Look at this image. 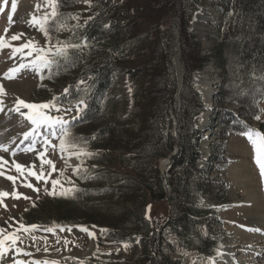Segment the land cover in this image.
Wrapping results in <instances>:
<instances>
[{"label":"rangeland","instance_id":"rangeland-1","mask_svg":"<svg viewBox=\"0 0 264 264\" xmlns=\"http://www.w3.org/2000/svg\"><path fill=\"white\" fill-rule=\"evenodd\" d=\"M12 2L13 0H0V37H3L8 45L0 48V146L7 149L0 150V173H3L0 175V192L8 193L7 196L0 197V229L4 230V235L14 234L18 239L15 244H12L11 240L5 241L0 264H12V261L15 264H31L36 256L43 258L44 264H85L86 261L101 259L134 262L139 254L138 245L130 242L102 241L104 229L94 224H86L91 221L88 218L90 209L81 202L83 193L90 194L92 207L100 206L96 201L100 200L99 187L103 182L107 185L103 181L105 174L107 171L120 169L116 163L122 152L119 140L115 143L118 148L113 149V144L108 142V128L104 124L100 129L106 136L105 139L100 141L95 137L97 130L80 121L86 108L85 102L81 103L82 100H79L71 103L65 93V89L69 91L70 82L73 80V76L71 79L67 78L70 72L66 64L61 68L62 71L53 72L55 68L58 69L56 64L62 63L63 57H53L51 52L65 45L72 35L71 30L82 25L90 16L87 2L78 3L69 12L65 22L59 23L55 18L57 15L52 17L47 25V37L39 31L38 26L27 25L25 21L29 11H37V4L41 5L39 11H42L47 5L46 0H35L34 4L32 0H16L15 12L12 11ZM232 3L233 0H227L226 4L220 0L208 1L191 19V28L196 34V39L200 41L199 54L206 55L209 59L208 63L195 73L194 84L201 94L203 109L194 117L193 125L199 129L196 142L201 155V172L198 173V178L207 187V192L202 197V205L213 211L197 228L200 233L216 241L218 251L211 257L202 256L197 251L180 247L177 238L167 232L166 239L173 246L170 256L180 259L182 264H264V218L254 219L250 226H244L241 220L229 222L231 215L243 213L244 207L247 208L251 204L244 186L247 181L256 189L264 206V176L255 163L251 143L241 134L246 131L244 125L264 134V97L254 104L250 97H243L242 103L237 104L235 101L238 98L233 91L232 78L230 74L225 76L213 53L229 26L228 7ZM48 10L50 14L51 8ZM16 12H20L18 16H12V13ZM9 15L12 17L11 22ZM167 24L172 26L174 34L178 36V19L171 15ZM21 33L23 35L19 39L11 40L12 35ZM176 40L177 37L170 49V76L175 80L176 86L180 87L184 68ZM29 41L34 46L51 49L49 57L57 63L37 71L32 64L36 57L35 51L28 55L30 49L26 48L23 55H13L14 48ZM21 64L25 66L20 67ZM11 68L17 71L9 73L12 78H5V73ZM88 82L89 77L84 76L75 79L73 84L85 87ZM207 84L212 87L209 93L204 92ZM137 91L138 85L133 83L127 74L118 75L102 98V102H107L104 111H112L115 120L125 117L127 113H135ZM17 99L36 105L54 102L55 108L43 111L68 121L66 126L71 134L69 140L78 147L60 151L59 125L56 127L55 136L50 135L51 129L41 128L38 130L39 134L29 135L31 140L34 138L31 142L24 141V133L31 132L33 125L22 115L29 110L18 105ZM177 99L175 106L178 107L180 96ZM16 108L20 110L16 111ZM132 126L136 127V121L132 122ZM178 126V118L175 116L171 135L178 131ZM113 133L116 139H120L121 132L117 124ZM45 137L50 141L49 145L44 144ZM29 148L32 150L29 151ZM81 150L91 155H80L78 158L73 155ZM175 150L173 148L171 155ZM40 153L44 155L41 157ZM94 159L102 160V164L95 163ZM42 160H51L55 171L49 164H42ZM168 163L169 158L164 157L157 161V166L161 172H165ZM15 164H20L22 169L17 170ZM29 172H35L36 175L43 173V176L37 180L36 176L28 175ZM52 180L58 181L55 187L51 183ZM28 184L32 187H28ZM164 188L169 192L167 186L164 185ZM13 192L18 198H13ZM53 192L55 194H49ZM53 199L59 201L51 204ZM154 208L160 217L166 213L168 204L165 201L158 202L154 204ZM55 214L62 219H73L77 223H58ZM47 217L51 225L43 226ZM33 225L36 227L32 228ZM75 227L93 231V240L89 241L87 238L89 233ZM48 228H53V231H48ZM87 247L93 248L94 252L88 256L80 255ZM226 254L230 257L228 261L224 257ZM25 256L26 258H23Z\"/></svg>","mask_w":264,"mask_h":264},{"label":"trees","instance_id":"trees-1","mask_svg":"<svg viewBox=\"0 0 264 264\" xmlns=\"http://www.w3.org/2000/svg\"><path fill=\"white\" fill-rule=\"evenodd\" d=\"M208 1L57 0L55 18L59 23L82 2H87L90 16L71 30L65 44L79 47H69L67 59L56 62L58 69L53 72L62 71L66 64L70 72L67 78L73 76L66 95L71 103L82 100L86 104L80 121L96 129L95 137L100 141L106 137L100 129L104 124L110 134L108 142L114 149L119 140L122 151L116 160L120 169L107 171L103 180L107 185L103 182L99 187L100 200L96 202L100 206L92 207L90 194L83 193L81 202L90 209L91 221L86 224L103 228L104 242H130L139 247L134 262L101 259L85 264H182L170 256L173 246L166 239L167 232L177 238L180 247L202 256L211 257L218 251L216 241L197 228L213 211L202 205L207 187L198 178L199 129L193 125L194 117L203 109L194 84L195 73L209 59L199 54L200 41L191 28V19ZM171 15L178 19V36L167 24ZM228 18L229 26L213 53L225 76L232 78L238 98L235 102L241 104V98L250 97L254 104L264 97V0H233ZM176 37L184 68L180 87L170 76V49ZM122 74L138 85L137 111L115 120L112 111H104L107 102L102 98ZM84 76L89 77L87 86L73 84ZM175 96H180L178 107ZM175 116L178 131L171 135ZM134 121L136 127L132 126ZM116 124L120 139L113 133ZM173 148L176 150L171 155ZM164 157L169 163L161 172L157 161ZM94 162L102 164V160ZM162 201L167 202L168 209L159 217L154 204ZM54 217L61 224L76 222L57 214ZM44 221L43 226H49V218Z\"/></svg>","mask_w":264,"mask_h":264},{"label":"snow or ice","instance_id":"snow-or-ice-1","mask_svg":"<svg viewBox=\"0 0 264 264\" xmlns=\"http://www.w3.org/2000/svg\"><path fill=\"white\" fill-rule=\"evenodd\" d=\"M47 6L51 8V13H45L43 16L41 17H36V16H32L31 20L28 22L30 26L35 25L38 26L39 31H41L46 37L48 36V30H47V25L49 20L52 17H55L57 15V0H46ZM12 11L15 12L17 9V4H16V0H13L12 2ZM41 7L40 4L36 5L37 10H39ZM11 15H9V21L11 22ZM7 31V30H6ZM23 35L21 34H14L11 36V40H17L20 38V36ZM8 46L7 43L5 42L3 37H0V48H4ZM69 47L72 48H76L79 47V45H62L60 47H57L55 49L54 52H51V49H45V48H41L38 46H34L32 44L31 41H29L28 43L22 44L20 47L18 48H14L13 49V55H15L16 53H21V55L24 54V49H30V51L27 53L28 55H32V52L35 51L36 53V57L35 59L32 61L33 66L36 68L37 71H39L41 68H50V66L52 64L56 63L55 59H52L49 57V53L51 52V55L53 57H63L65 60L67 59L68 53H67V49ZM24 64H21L20 67H24ZM17 71V69L15 68H11L8 70V73H5V78H12L9 73H13ZM68 89H65V93H67ZM55 97L53 98V101H55ZM83 101H81L82 103ZM17 104L22 106L23 108H26L29 110L28 113H22V115H25V118L27 120L30 121V123L33 125V129L31 132L29 133H24V137L25 139H27L29 137V135H31L32 133H38V130L41 128H46V129H51V133L50 135L55 136V130L57 125L60 126L61 129V135H60V144H59V148L61 152H64L66 150H68L69 148H77L78 145L72 143L69 140L70 137V132L67 128V124L68 121L63 120L61 117H53L50 116L48 114H46L43 110L44 109H49V108H55L56 105L54 102H49L46 104H40V105H36V104H29L26 103L25 101L21 100V99H17ZM16 111H19V108L15 109ZM57 111H59V109H56ZM77 114H79V109L77 110ZM73 119H75V117H73ZM257 119H259V117H257ZM246 131L242 132L241 134L246 136V138L249 140V142L251 143L254 153H255V163L257 164V166L260 169L261 175L264 176V134H261L260 132L252 129V128H248L247 125H244ZM34 143V141H33ZM50 141L48 140L47 137H45L44 139V144L45 145H49ZM0 150L3 151H7L6 148H3L2 146H0ZM29 151H31L32 149L29 148ZM14 154V153H13ZM44 155V153H40V156L42 157ZM73 155H76L77 158L80 155H91L90 153L84 152L83 150L81 151H77L74 152ZM43 163H47L50 166H52L53 171H55V166L53 164V162L51 160H42V164ZM15 167L17 170H21L22 166L20 164H15ZM3 173H0V175H2ZM28 175L31 176H36V179L39 180L42 178L43 173H41V175H36L35 172H29ZM50 175V174H49ZM8 179L12 180V177H8ZM51 183L53 184V187L56 186V184L58 183L57 180H52ZM28 187H32L31 184L27 185ZM65 191H69V190H65ZM50 195L55 194L53 193H49ZM8 193H4V192H0V197L2 196H7ZM13 196V198H18L17 194L15 192H13L11 194ZM27 199V197H25ZM21 227H24L23 225H21ZM36 226L33 225L32 228H35ZM54 227H58V226H54ZM26 231L28 229H25ZM48 231H53V228H48ZM82 231H87V229H81ZM89 235L91 236L92 234L89 233ZM18 239V237H16L14 234L11 235H4V230L0 229V255L3 254L4 252V244L5 241L11 240L12 244L16 243V240ZM125 247H127V245H125ZM52 264H55V262H52Z\"/></svg>","mask_w":264,"mask_h":264},{"label":"bare ground","instance_id":"bare-ground-1","mask_svg":"<svg viewBox=\"0 0 264 264\" xmlns=\"http://www.w3.org/2000/svg\"><path fill=\"white\" fill-rule=\"evenodd\" d=\"M33 1V4L35 3V0H32ZM48 6L46 5L45 7H43L42 11H29L28 14L25 16L26 18V23L27 25H29V21L31 20L32 16H36V17H41L43 16L45 13H49V10H48ZM17 10V9H16ZM20 12H16V13H12V16H18ZM16 19V18H15ZM33 26V25H32ZM212 91V87H208V84L205 86L204 88V92L205 93H209ZM34 139V138H33ZM32 139V140H33ZM29 140V142H31V137H28L27 139L24 138V141H27ZM17 144V143H16ZM247 172V171H246ZM239 177V176H238ZM246 190H247V195H248V198L249 200L251 201L247 208L244 207V209L242 210L243 213H239L238 214H234V215H231L229 217V222L232 223L234 221L236 222H239L240 220L242 221L241 224H244V226H250L253 224V220L256 219V218H261L263 217L264 218V206L262 205V203L260 202L259 198H258V195H257V191L254 187H252L250 181H247L245 184H244ZM248 201V200H247ZM249 202V201H248ZM244 234V233H243ZM88 236L87 238L90 240H93V237L91 236ZM25 240V239H24ZM26 242V241H25ZM28 242V241H27ZM20 243V242H19ZM32 244V243H31ZM35 244V243H34ZM29 245V244H28ZM37 245V244H36ZM60 245V244H59ZM90 245V243H89ZM22 246V245H21ZM94 252L93 248L91 247H87V249L80 255L82 256H88L90 253ZM30 253V251H29ZM27 254V253H26ZM24 254V255H26ZM34 254V253H33ZM79 256V255H77ZM33 257V256H32ZM225 257V260H230V257L228 254H226ZM23 258H26L23 257ZM34 262L31 263V264H44V259L43 258H39L38 256L34 257ZM16 262V261H15ZM12 264H15L14 261L11 262ZM24 264V263H23Z\"/></svg>","mask_w":264,"mask_h":264},{"label":"water","instance_id":"water-1","mask_svg":"<svg viewBox=\"0 0 264 264\" xmlns=\"http://www.w3.org/2000/svg\"><path fill=\"white\" fill-rule=\"evenodd\" d=\"M75 228H77V229L80 230V231H82L81 229H86V228H83V227H75ZM82 232L91 233V234H93V235L95 236L94 232H93V231H90V230H88V229H87V231H82Z\"/></svg>","mask_w":264,"mask_h":264}]
</instances>
